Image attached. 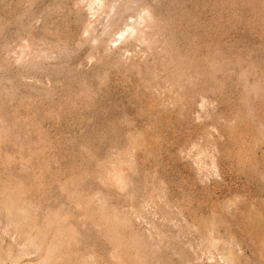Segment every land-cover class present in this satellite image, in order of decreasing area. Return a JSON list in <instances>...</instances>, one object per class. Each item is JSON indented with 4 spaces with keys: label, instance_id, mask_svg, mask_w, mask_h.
I'll list each match as a JSON object with an SVG mask.
<instances>
[{
    "label": "rangeland",
    "instance_id": "obj_1",
    "mask_svg": "<svg viewBox=\"0 0 264 264\" xmlns=\"http://www.w3.org/2000/svg\"><path fill=\"white\" fill-rule=\"evenodd\" d=\"M0 264H264V0H0Z\"/></svg>",
    "mask_w": 264,
    "mask_h": 264
},
{
    "label": "bare ground",
    "instance_id": "obj_2",
    "mask_svg": "<svg viewBox=\"0 0 264 264\" xmlns=\"http://www.w3.org/2000/svg\"><path fill=\"white\" fill-rule=\"evenodd\" d=\"M97 2H98V1H97ZM125 29H126V28H125ZM133 30H134V27H133L132 25H129L128 28L125 30L124 33L126 34V32H127V33H129V34H132ZM122 35H123V34L121 33L119 39L122 38V37H121ZM115 43H116V42H115ZM118 43H119V42H118Z\"/></svg>",
    "mask_w": 264,
    "mask_h": 264
}]
</instances>
